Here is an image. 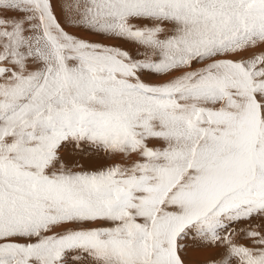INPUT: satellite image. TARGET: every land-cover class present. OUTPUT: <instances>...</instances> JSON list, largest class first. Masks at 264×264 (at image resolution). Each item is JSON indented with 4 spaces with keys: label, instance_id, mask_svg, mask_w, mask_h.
Segmentation results:
<instances>
[{
    "label": "snow or ice",
    "instance_id": "6c2138e0",
    "mask_svg": "<svg viewBox=\"0 0 264 264\" xmlns=\"http://www.w3.org/2000/svg\"><path fill=\"white\" fill-rule=\"evenodd\" d=\"M189 250L264 264V0H0V264Z\"/></svg>",
    "mask_w": 264,
    "mask_h": 264
},
{
    "label": "bare ground",
    "instance_id": "6f19581e",
    "mask_svg": "<svg viewBox=\"0 0 264 264\" xmlns=\"http://www.w3.org/2000/svg\"><path fill=\"white\" fill-rule=\"evenodd\" d=\"M66 155V157H68L69 156V154L68 153H66L65 154ZM70 158V157H69ZM189 251H193V250H189ZM200 251H202V250H200ZM206 252V251H205ZM204 256H205V254H204ZM188 261H191V262H195V263H193V264H200V263H202L204 260H206L205 259V257H203L199 252H196V253H194V254H187V256L185 257ZM206 258H207V256H206Z\"/></svg>",
    "mask_w": 264,
    "mask_h": 264
},
{
    "label": "rangeland",
    "instance_id": "374dc122",
    "mask_svg": "<svg viewBox=\"0 0 264 264\" xmlns=\"http://www.w3.org/2000/svg\"><path fill=\"white\" fill-rule=\"evenodd\" d=\"M196 252H199L203 257H205V259H207L208 258V256H209V252H205V251H188V254L190 253V254H194V253H196ZM204 254H205V256H204ZM206 256H207V258H206ZM186 259V258H185ZM186 261H188L187 259H186ZM189 262V264H193V263H195V262H191V261H188ZM199 264V263H198ZM200 264H202V263H200Z\"/></svg>",
    "mask_w": 264,
    "mask_h": 264
}]
</instances>
